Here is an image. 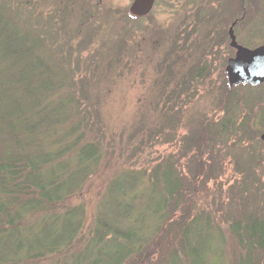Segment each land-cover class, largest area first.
<instances>
[{"label":"rangeland","instance_id":"rangeland-1","mask_svg":"<svg viewBox=\"0 0 264 264\" xmlns=\"http://www.w3.org/2000/svg\"><path fill=\"white\" fill-rule=\"evenodd\" d=\"M132 1L0 0L6 3L3 11L21 29L57 35L49 46L71 72L72 102L80 104V118L88 124L83 123V136L74 151L88 143L99 147L96 142L105 139L103 135L113 148V156L104 155L76 195L52 208L54 217L72 215L79 222L70 246L14 264H71L95 234L110 183L133 170L141 184H147V171L161 161L180 179L198 182L196 207L189 216L167 208L173 231L194 226L197 220H209L213 229L224 228L229 220L223 217L264 208V189L258 188H264V175L257 169L260 160L259 167L264 165V82L229 88L225 73L234 55L227 30L235 19L238 43L250 49L264 44V0H154L147 16L136 19L129 12ZM174 86L176 92L169 94ZM166 96L170 112L162 109ZM228 105L243 106L235 108L236 116L248 119L249 132L242 137L245 145L217 142L214 153L221 150L219 155L225 157L220 163L209 157V150L196 151L189 138L198 129L200 115L215 118L222 114L219 106L226 110ZM158 129V138L149 139V132ZM141 138L146 142L142 151L133 150ZM192 153L200 154V160L209 159L205 168L195 158L192 163ZM224 238L230 257L233 243L227 232ZM166 249L160 258L166 256ZM158 260L156 264L161 263Z\"/></svg>","mask_w":264,"mask_h":264},{"label":"trees","instance_id":"trees-1","mask_svg":"<svg viewBox=\"0 0 264 264\" xmlns=\"http://www.w3.org/2000/svg\"><path fill=\"white\" fill-rule=\"evenodd\" d=\"M5 4L0 3V264H14L70 246L79 222L72 215L54 217L52 208L76 195L101 159L107 153L113 156V148L103 135L105 139L96 142L99 147L88 143L74 151L86 120L80 118V104L72 102L71 72L49 46L57 35L21 29L3 11H7ZM175 90L172 87L169 94ZM166 97L162 109L170 112ZM219 107L222 114L215 118L199 116L198 129L189 140L196 151L209 150V157L222 163L221 150L213 151L219 147L217 142L245 145L242 137L249 126L248 119L236 116L235 108L243 106ZM160 133L159 129L149 132L148 138H158ZM144 144L141 138L133 150ZM70 150L73 155H68ZM191 156L192 163L195 158L203 168L209 161L200 160V154ZM261 162L257 169L264 175ZM157 165L147 171V184L142 185L133 170L110 183L101 200L95 234L71 264H125L128 259L126 264H156L158 259L160 264H264V208L241 217L225 216L229 222L224 228L213 229L209 220H197L194 226L173 231L167 208L189 216L196 207L198 182L180 179L162 161ZM225 232L233 243L230 257ZM164 245L168 252L160 258Z\"/></svg>","mask_w":264,"mask_h":264},{"label":"water","instance_id":"water-1","mask_svg":"<svg viewBox=\"0 0 264 264\" xmlns=\"http://www.w3.org/2000/svg\"><path fill=\"white\" fill-rule=\"evenodd\" d=\"M154 0H133L129 12L135 17L149 13ZM231 46L236 49L234 57L227 61L225 73L229 87L239 83L258 85L264 81V45L248 49L238 45L232 27L229 28ZM264 139V134L261 136Z\"/></svg>","mask_w":264,"mask_h":264},{"label":"flooded vegetation","instance_id":"flooded-vegetation-1","mask_svg":"<svg viewBox=\"0 0 264 264\" xmlns=\"http://www.w3.org/2000/svg\"><path fill=\"white\" fill-rule=\"evenodd\" d=\"M237 22H239V20H238V19H235V20L231 23V25H230V27H232V29H233V33H234V27H235V25L237 24ZM230 27H229V28H230ZM229 28H228V30H227V36H228V39H229L228 46H229L230 48H232L233 51H234V53H235V49L231 46V39H230V36H229ZM234 35H235V33H234ZM235 39H236V35H235ZM237 43H238V41H237ZM238 44H240V45L243 46L244 43H238Z\"/></svg>","mask_w":264,"mask_h":264}]
</instances>
